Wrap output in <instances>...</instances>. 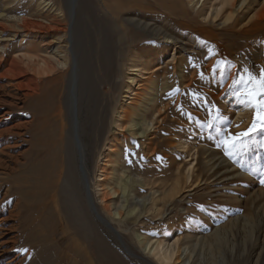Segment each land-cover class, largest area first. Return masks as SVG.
Wrapping results in <instances>:
<instances>
[{"label": "rangeland", "instance_id": "obj_1", "mask_svg": "<svg viewBox=\"0 0 264 264\" xmlns=\"http://www.w3.org/2000/svg\"><path fill=\"white\" fill-rule=\"evenodd\" d=\"M220 1L0 0V25L6 26L0 37V220L6 219L8 234V252L0 264H109L103 262L105 252L115 253L119 264H162L157 255L143 250V241H159L163 250L193 248V264H264V172L257 170L264 150L233 162L216 147L217 134L198 124L211 118L209 105L230 119L233 133L252 123L253 112L237 110L225 95L231 81L221 86L213 71L222 59L238 66H264V16L254 17L264 0H247L244 9L225 7L215 15ZM229 15L232 20L223 24ZM51 19L62 29L51 40L73 46L63 59L52 56L40 33L23 36L25 21L46 24ZM144 22L151 29H144ZM155 26L170 34L171 42L158 38ZM35 52L50 58L57 69L42 80L40 94L28 97L15 86L19 79L1 74L11 60ZM137 60L149 63V78L137 80L149 88L156 81L147 106L149 121L158 110L163 118L149 134V154L143 139L121 144L116 127L120 112L128 108L124 92ZM201 72L207 79H200ZM192 91L207 104L194 103ZM42 117L51 135L38 132L36 138L33 125H26ZM9 129L15 134H7ZM61 133L72 147L73 186L64 179L47 185L37 173L40 154L42 161L46 154L51 162L57 160ZM114 145L122 153L119 168L108 166L116 160L118 152L110 154ZM214 163L216 170H211ZM117 174L127 178L128 194L117 185L122 182ZM102 185L106 190L116 187L119 195L103 202ZM86 189L121 240L97 218ZM154 191L162 193L158 201L139 202L151 199ZM7 192L10 197L2 202ZM120 204L125 206L118 210L121 217L115 214Z\"/></svg>", "mask_w": 264, "mask_h": 264}, {"label": "bare ground", "instance_id": "obj_2", "mask_svg": "<svg viewBox=\"0 0 264 264\" xmlns=\"http://www.w3.org/2000/svg\"><path fill=\"white\" fill-rule=\"evenodd\" d=\"M5 1L9 2L11 0H5ZM76 1L77 0H74L75 3H76ZM75 3H74V6H75ZM238 3H239V0H221L220 1L221 8L219 10L217 9L215 15H219L221 13V11H223V9H225V7L233 8L236 6V9L237 8L239 10L244 9L247 5V0H242L239 6H238ZM232 15H233V12H232ZM263 16H264V4L262 5L260 10L257 12V14L254 17H257L259 19ZM230 20H232L231 15L226 17V20L224 21L223 24L229 22ZM23 25H24L23 36L26 38H30L33 32L40 33L41 34L40 36L44 40L43 43L46 46L47 50H51L53 52V55H52L53 57L63 59L66 54H69V52L70 53L73 52V46L72 45H71V48L69 49V47L62 46L61 45L62 43L60 44V42H58L60 39H52L51 40V38H55L58 35L57 33L60 30H62L56 19H51L46 24H40V23L25 21L23 23ZM141 25L143 26L144 29L149 30L150 26L148 24H146L145 22L141 23ZM0 28H1V30H0V37H1V35L6 32V26L0 25ZM150 29H151V27H150ZM152 30L158 38L166 40L168 42H171L170 39H172L171 38L172 36L170 37V34L168 35V33H166L164 30L159 29V27L158 28L156 27L155 29H152ZM173 39H174V37H173ZM175 41H177V39ZM71 43H72V41H71ZM107 58H106V60H108ZM109 58H110V56H109ZM0 66H1V61H0ZM56 69L57 68L52 65V61L50 58H48L47 56L42 57L38 52H35L32 54L29 53V54L23 55V57H21L19 60H17V59L11 60L9 62L8 69H6V71L3 74H1V76H10L12 79H19V81L16 83L15 86H17V88L20 90H25L27 93V96L29 97V96H32L33 94H37V95L40 94L41 83L43 82L42 80L53 77V75L56 74ZM111 69H112V67H111ZM102 70L104 71V69H102ZM129 70H130L129 74L131 77H129V79H128L126 90L124 92V98H125L124 102H127L128 108L123 109V111L120 112L122 116L119 115L120 117L116 121V127H117V130L119 131V137L122 138L119 142L121 144H123L125 142L123 140L127 141L129 139V141H130L131 139H133V140L137 141V140L143 139V140H145L146 150H147V153L149 154V134L152 132H155V129L157 128L155 126L158 123H156L155 121H157V120L163 121V118L161 116V111H159V110H158V113H155V114H157V116H155V118H154V115H153L154 119L151 122L149 121V107H147V106H149V100H150L149 96H151L150 95L151 89L155 86L156 81L152 79L149 83L150 84V88H149V85L147 87H144L143 83H141V81L137 80V76H139L140 78L141 77L143 78L146 75H149V63L146 61L137 60L136 63H134V65H132L130 67ZM157 70H158V68H155L154 72H156ZM148 78L149 77H147V76L145 77V79H148ZM134 86H137L136 90H133ZM166 88H169V87H166ZM112 95L115 97L114 93ZM116 98H118V97L116 96ZM126 99H128L129 101H126ZM102 105H103V103H102ZM153 106H155V105H153ZM42 120H43V117L40 119L36 118L35 120H33V122L32 121L30 123L28 122V124L26 125L27 127H28V125H33L31 131L34 133L36 138L38 137L37 134H39L40 132L48 133L49 135H51V130H49L50 125L48 124V127L46 128L45 121L44 120L42 121ZM34 123L37 124V127L36 126L34 127ZM77 123H78V119H77ZM39 126H40V129H39ZM65 130H66V124H64V127H63L64 133H65ZM8 132L9 133H7V134H11V132L13 133V131L11 129H9ZM64 133H61L60 137L58 138V140H59L57 143L58 149H55L58 151H56L57 155L54 157V158L57 157V160L54 163L51 162V160L49 159V157H50L49 154H46L43 161H42L43 157L40 154L41 166L39 167V171L37 173L39 175H41L43 178H45L47 185L51 182L54 184V182L59 181V180L62 181V179H64L65 182H67L73 186L72 181L74 178L73 177L74 176V172H73L74 171V159H73V156L71 155V152H70V148H72V147L67 142V140L65 138L66 136ZM13 134H15V133H13ZM77 135H78L77 136L78 137L77 138L78 144H79L80 150H81L80 151V159H81L82 174H83V177H84L86 185H87L89 177H88V173H87V169H86L85 149H84V145H83V142H82V139H81L79 132ZM38 144L40 146L41 142H38ZM118 151L119 150L116 148V145H114L112 147V149H110V154H113V153L116 154V152H118ZM115 154H113V155H115ZM121 154H122L121 152H118L117 156H116V160L114 162L109 161L108 166L112 167L114 165V167H116V168L122 167V165H123L122 159L123 158H122ZM113 155H110V156L113 157ZM39 163H40V160H39ZM35 164L36 163L33 164V167L35 166ZM215 165L216 164L214 163L210 169L216 170ZM38 166H39V164H38ZM104 172H106V171H104ZM116 177H117V179L122 181V182L117 183V185H119V188L122 189L124 191V193L128 194V191L126 189V185L128 183V180H126L127 178H125V175H122V177H121V175L117 174ZM33 180L34 179L32 177L31 182ZM103 180H104V182H108L109 179H108L107 173L104 174ZM144 185H146V184H144ZM42 189H44V186ZM160 193L154 191V192H152L153 197L151 199H148L147 197H145V198L139 200V202H143V204L145 202L147 204L150 200L151 201H155V200L158 201L160 199V196H161ZM86 195L88 196V200L90 201V205L92 207V210L97 213V215L100 217V219H103L105 222H107V220L99 214L97 206L95 204V200H94L93 195L91 194L89 189H86ZM117 195H119V190L116 189V187L110 186L109 189L106 190L104 185H102V192H101L100 196H102L101 199L103 202H106V200L109 197L114 196V198H115ZM9 197H10V192H7L5 194V199L3 198L2 202L6 201V199ZM2 202H1V204H2ZM124 208H125V206H123L122 204L118 205L116 207V212H115L116 216L121 217L120 211L124 210ZM118 210H120V211H118ZM162 215H164V214H162ZM5 221H6L5 218L0 220V259H1V257L4 256V254H6V252H8L7 248H6V245L8 244V242L5 240L8 236V234L4 233V231H6V229L4 227ZM217 232L218 231H216L214 234L217 235ZM141 243H142L141 245L143 247V250L145 252H148V254H152L154 256L157 255L158 259L160 260V261L158 260L159 263L161 262L162 264H169L172 261H174L175 263L177 262V264H193V259H194L193 258L194 257L193 252H195L193 250V248H189V247H185V248H181V247L179 248L178 247L177 248L176 247V248H171L168 250H163V249H161L162 244L159 241H155L152 244L149 242H144V241ZM196 244H198V243H196ZM102 253H104V252H102ZM112 253L111 252H105L104 254L106 255V257H105L106 259H104L103 262L109 263V264H119L120 263L119 258L114 256L115 253H113V254ZM121 260L122 259H120V261Z\"/></svg>", "mask_w": 264, "mask_h": 264}, {"label": "snow or ice", "instance_id": "obj_3", "mask_svg": "<svg viewBox=\"0 0 264 264\" xmlns=\"http://www.w3.org/2000/svg\"><path fill=\"white\" fill-rule=\"evenodd\" d=\"M208 51L212 55L215 54L212 49ZM192 67L195 68L197 65L192 63ZM213 76H218L221 86L224 81H231L225 95L232 98V101L239 106L237 110L252 111L253 120L245 131L233 133L231 131L233 124L230 119L224 116L218 107L209 105L208 114L211 118L207 122H198L199 127L217 134L215 137L216 147L223 149L224 155L233 162H236L240 157L247 156L255 149L264 150V66L246 64L238 66L231 61L222 59L217 61ZM200 79H207L203 72L200 73ZM179 91V88L175 89L176 93ZM188 94L186 93V95ZM170 95L172 94L170 93ZM190 95L193 97L194 103L207 104L206 99H202L200 93L192 91ZM180 110L183 112L182 106ZM187 115L189 119H192L190 113ZM234 126L238 128L240 125ZM257 159H260L259 156ZM243 166L241 165V167ZM257 170L264 172V162ZM23 251L26 252L27 249Z\"/></svg>", "mask_w": 264, "mask_h": 264}, {"label": "water", "instance_id": "obj_4", "mask_svg": "<svg viewBox=\"0 0 264 264\" xmlns=\"http://www.w3.org/2000/svg\"><path fill=\"white\" fill-rule=\"evenodd\" d=\"M95 212V211H94ZM95 214H96V216H97V218L101 221V222H103V223H105L110 229H112L113 231H114V228H113V226L110 224V223H108V222H105L103 219H100V217L97 215V213L95 212ZM115 232V234L119 237V239L121 240V236L119 235V233L117 232V231H114ZM122 242V241H121ZM122 244H123V246L125 247V244L122 242ZM126 248V247H125ZM130 250L128 249V248H126V252H129Z\"/></svg>", "mask_w": 264, "mask_h": 264}]
</instances>
